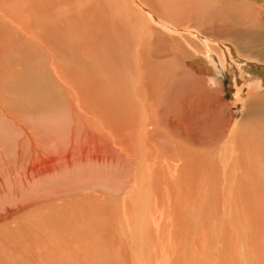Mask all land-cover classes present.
<instances>
[{
	"label": "rangeland",
	"instance_id": "obj_1",
	"mask_svg": "<svg viewBox=\"0 0 264 264\" xmlns=\"http://www.w3.org/2000/svg\"><path fill=\"white\" fill-rule=\"evenodd\" d=\"M217 1L0 0V264H264V89L234 92L264 62L214 40ZM169 29L227 92L191 86Z\"/></svg>",
	"mask_w": 264,
	"mask_h": 264
},
{
	"label": "bare ground",
	"instance_id": "obj_2",
	"mask_svg": "<svg viewBox=\"0 0 264 264\" xmlns=\"http://www.w3.org/2000/svg\"><path fill=\"white\" fill-rule=\"evenodd\" d=\"M223 1L224 0H222V2ZM209 2H210V4L218 3L217 0H212V1L209 0ZM150 5H152V4H150ZM152 6H154V5H152ZM222 6L227 10L226 11V13H227L226 14V18H223V20L220 21V23L218 21L219 24L215 25V27H218V28H215L214 27V29L210 30L211 36L214 38V40H216L215 38H221V36H222L223 37L222 39H225L226 41L230 42L233 48L227 49L228 53H230V51L231 52H234V51L236 52L237 51V53H239L240 55H246L249 59L251 57H253L254 60L257 61V62H264V10H262L264 8V3H263V5H261L262 6V9H261V7H256V5H254V3H252L251 5H249L248 3H245L244 0H239V1L238 0H226L223 3ZM188 7L190 8V6H188ZM213 8H216L217 10L219 9V7H213ZM187 10L185 9V11H187ZM190 10L193 11L192 8H190ZM181 11H183V8H182ZM155 12H157V11H155ZM179 15H181V14L179 13ZM219 16H220V13H219ZM182 20H185V16H184V19H180V21H182ZM215 20L216 19H214V21ZM211 24H212V21H211ZM167 25H169V24H167ZM192 27H194V26H192ZM178 28H180V27H178ZM188 28H189V26H188ZM182 29H183V26H182ZM204 29H203V31L201 33H206V31ZM169 30L170 31H173V32L175 31L177 34L179 33L178 30H174V29L173 30L172 29H169ZM155 33H157V32L155 31ZM160 34L162 36L164 35L162 33H160ZM206 34H208V32ZM178 35H179L178 40L175 39V37H171L170 35L169 36L168 35H165L164 37H165V40L166 39H168L170 41H171V39L176 40V41H173V42L169 43L170 44V48H169V51H168L169 53H173V55H177V56L180 55L182 57L185 56V63L184 64H186V66L188 68L187 69V73H188V76H189L190 81H191V83H190L191 86H194V87L200 86L206 93H208L210 95L214 94L213 96H215V94H217V92L215 90L216 87H218V88L221 89L220 93H223V92L225 93V91L227 92V90H225V89L222 88L223 86H221V83H220L221 81L218 78L219 77V74H218L219 73L218 72L219 69L217 68L216 63L214 62L215 60H213V55H212L213 52H212V54L209 53L210 51H212V49L209 47L210 45L206 43V47H207L206 52L209 53V54L202 55L201 52H200V47L196 43H194L190 39H187L186 37H183L180 34H178ZM165 40L162 39L161 41H158L156 43L157 44L164 43L163 45L166 44V46H167L168 43H166ZM205 42H210V41L205 40ZM218 44H221L222 45V43H218ZM227 51L226 52L224 51V54L227 53ZM220 61H221V63L223 62L222 59ZM243 78H242L243 79L242 85L241 84H240L241 86L239 85V87H242L241 89H238V85L237 84L234 86V92L236 93V97L239 98V100H240V97H238V96H239V93L241 91H243V88L246 89L247 91H249L251 93V96H253V94H254L253 92H255V94H257V93L259 94L261 92V89H264L263 82L262 83L258 82L259 80H257L256 77H253L252 75L245 74V76ZM190 91H192V90H190ZM60 93H61V91H60ZM49 94H52V93H49ZM247 95H249V94L247 93ZM41 96H42L41 97L42 98L41 99V102H44L47 99V97H48L45 94H43ZM207 100H209V99H207ZM76 103L78 104V102H76ZM71 105H73V104H71ZM38 106L39 107L40 106L42 107L41 104H38ZM74 110L75 109H73V111L69 112V114L67 116H64L65 121H64L63 130H64V134H65L64 136L67 137V139H65V137L62 136V140L65 139L64 140V142H65L64 146L68 144V148L70 149L68 151V153L71 156H73V151H75V149H77V150L79 149L80 150L79 151L80 154H75V155L81 156V158H83V156L85 155L83 148L85 146H88L90 143H91V145L92 144H95L93 142V140H95V139L91 140L90 139V136H88L86 134H83L81 137H79L77 139H73L74 132L77 129H79V128H77V123H76V121L79 119V118H77L78 117V113H75ZM171 119H173V118H171ZM83 120H84V118H83ZM78 122H80V121H78ZM89 134L91 135V133H89ZM55 139L57 140V141L55 140L56 143L57 142H60L61 143V140H60V138L58 136L55 137ZM96 140H97V138H96ZM99 140H102V139H99ZM114 141H116V140H114ZM78 142L80 143V146H75ZM56 143H54V144L56 145ZM82 144H83V146H82ZM73 146H74V148H73ZM106 148H108V147H106ZM97 153H99V152H97ZM20 155H21V153H20ZM23 155H24V153H23ZM18 160H20V159L18 158ZM67 160H69V159H66V161ZM68 163H69V161H67V164L66 165H69ZM36 173H37V171H36ZM43 173L44 174H51V171L50 170H45V171L40 170V171H38V174H43Z\"/></svg>",
	"mask_w": 264,
	"mask_h": 264
}]
</instances>
